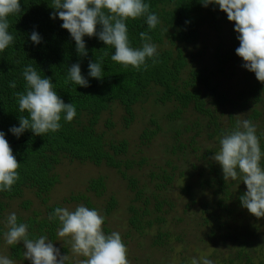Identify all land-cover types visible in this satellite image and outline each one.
Returning a JSON list of instances; mask_svg holds the SVG:
<instances>
[{
  "label": "trees",
  "instance_id": "trees-1",
  "mask_svg": "<svg viewBox=\"0 0 264 264\" xmlns=\"http://www.w3.org/2000/svg\"><path fill=\"white\" fill-rule=\"evenodd\" d=\"M146 2L150 5V11L159 18L154 29L148 28L144 16L126 20L133 47L142 46L141 32H147L157 46L158 60L155 64L147 60L146 69L125 67L112 61V46H106L95 36L84 38L88 55L79 56L75 42L67 30L60 27L62 21L59 18L50 19V13L54 11L51 8L52 0H20L21 13L9 17V32L13 34L14 40L0 52V130L6 133V139L20 167L17 169L19 179L11 190L0 192V247L4 241L3 233L7 231L6 217L11 212L17 214L18 222L29 225L30 238L47 234L55 243L59 221L49 220V214L56 207H63L64 203L82 202L90 209H97L87 193L100 197L106 192V181L102 175L88 181L86 192H71L60 202L49 203L51 192L60 183L55 169L64 160L114 168L134 194L133 203L128 208L129 235L126 236H130L133 231L141 234L155 227L152 245H167L170 233L163 226L166 222L165 214L173 206L168 189L173 185L179 167L167 158L163 165L150 171L147 182H140L132 170L148 164L147 158L140 155L130 158V142L127 139H111L107 135L109 132L106 130L112 129L115 123L106 119L105 129H101L100 122L103 114L115 103L123 109V122L126 126L134 120L136 106L168 104L170 111L166 118L169 122L180 119L191 107L197 114L193 126L201 127L188 140L182 139L183 132L180 129H174L173 141L167 149L171 154H182L185 161L190 152L192 156H197V163L190 164V173L196 172L199 175V186L210 190L212 194L211 202L200 204L201 217L205 225H212L209 237L215 238L224 250L221 249L223 254L213 252L207 258L213 264H264V237L259 236V241L254 243L256 234H250L258 227L248 232V238L237 235L235 231L236 213L244 215L239 197L246 191V186L239 179L225 180L220 165L212 159L219 150L222 133L233 130L238 119L251 120L257 126L258 135L264 132V82L253 79L254 73L245 69V87L237 90L232 97L212 81L210 74L195 66L194 59L201 54V49L195 53H189L187 49L189 46L198 48L204 27L217 33L224 28L226 30L228 44L225 47L223 43L219 44L215 53L216 62L220 65L219 72L224 71L222 65L242 66V58L235 53L239 42L236 39L238 34L233 30L234 22L228 21L226 14L217 6L209 5L205 8L198 0ZM97 28L99 30V26ZM33 30L42 37L39 45H34L29 39ZM95 59L101 62L104 70L102 79L89 77L88 87L65 83L71 64L79 62L82 74L87 76L88 63L95 62ZM28 64L35 67L42 77L51 78L58 96L65 103L75 105L76 116L71 122H66L62 114L61 128L55 133L34 135L31 130H26L16 138L8 129L13 125L18 126L19 115H27L26 112H19L15 93L24 91L26 82L22 71ZM11 81L16 82L15 89L8 86ZM200 119L205 122L200 123ZM150 122L155 127H146L142 131L140 144L149 143L161 129L153 118ZM203 128L207 130L208 140L215 139L216 147L197 154L200 147L197 146L196 137ZM260 143L264 149V139ZM140 152L138 150L135 154ZM179 174L180 179H184L187 173ZM191 187L186 184L183 193L191 195ZM26 192L32 193L42 207L32 209L31 201L24 200L19 209L10 210L12 201L22 198ZM194 200L190 199V203L194 204ZM117 203L113 195L107 198L102 207L104 224L106 216L112 213ZM255 218L254 223L257 222ZM261 218L264 219L260 217L258 220ZM212 219L213 223L210 222ZM104 224L103 231L110 234V229ZM177 238L183 241L181 236ZM8 247L12 258L24 259L22 242ZM66 251L63 248V252ZM180 258L179 264H192L194 259L193 255ZM67 264L73 263L68 260Z\"/></svg>",
  "mask_w": 264,
  "mask_h": 264
},
{
  "label": "clouds",
  "instance_id": "clouds-1",
  "mask_svg": "<svg viewBox=\"0 0 264 264\" xmlns=\"http://www.w3.org/2000/svg\"><path fill=\"white\" fill-rule=\"evenodd\" d=\"M205 8L217 6L224 12L228 21L234 22V31L239 46L235 49L242 58V67L255 74L258 81L264 82V0H198ZM50 19L59 18L60 27L67 30L75 42L79 56H87L85 37L95 36L106 46L114 49L111 60L125 67L147 68V60L155 64L159 53L152 37L141 32V47H133L129 40L126 20L146 17L149 29H154L159 18L150 11L146 0H52ZM21 13L20 0H0V52H3L14 40L9 32V17ZM185 23H189L185 21ZM99 26V30L97 28ZM29 39L34 45L42 42L41 35L33 30ZM87 76L82 74L80 63L68 67L65 83L72 82L77 86L88 87L89 77L102 79L101 62L89 61ZM26 82L23 92L15 93L18 100V126H11L8 131L19 138L26 130L34 135L57 132L61 128V118L71 122L76 116V107L65 103L58 96L51 78L41 76L31 64L22 71ZM10 88H16L11 81ZM264 132L257 134V126L249 119H238L233 130L222 133L219 139V150L212 157L222 170L225 180H241L246 191L239 197L241 207L251 215L264 217V149L261 147ZM20 164L6 139V133L0 130V192L11 190L19 179L17 169ZM49 220H58V237H70L72 252L83 259L78 264H129L127 246L121 235L113 231L105 234L102 229L105 217L95 208L83 204L74 210L67 207H56ZM7 231L3 233L7 245L23 244L24 260L30 264H67L68 255L61 253L47 234L30 238L29 225L18 222L15 212L6 217ZM0 264H14L6 255H0ZM192 264H213L207 257Z\"/></svg>",
  "mask_w": 264,
  "mask_h": 264
},
{
  "label": "rangeland",
  "instance_id": "rangeland-1",
  "mask_svg": "<svg viewBox=\"0 0 264 264\" xmlns=\"http://www.w3.org/2000/svg\"><path fill=\"white\" fill-rule=\"evenodd\" d=\"M221 43L224 44V47L228 44L225 28L222 32L217 33L214 30L204 27L201 31V43L198 44V48L189 46L187 52L195 53L197 50L201 49V54L194 59L195 66L202 69L203 72L210 74L209 77L212 81L233 97L237 90L245 87L246 81L243 78V71L245 68L226 64L222 65L224 71L222 73L219 72L218 68L220 65L216 62L215 53ZM212 72H215V74L213 75ZM254 78H256L255 74L253 75V79ZM169 111L170 106L168 104L156 105L150 103L142 106L138 105L135 107L134 120L129 126H126L123 122V109L115 103L103 114V118L100 122L101 129H105L106 119H111V121L115 123L112 129L109 131L106 130L109 132L107 135L111 139H127L130 142V158H136L139 155L147 158L148 164L140 168L136 167L132 170V173H134L140 182H147L150 171L156 170L158 165H163L167 158L172 159L174 165L179 167V170L176 171L175 181L168 189L169 197L173 200V206L169 212L165 214L166 222L163 226V228L170 233L167 245L161 247L152 245V239L156 233L155 227L141 234L133 231L130 233V236H126L127 234L129 235L128 208L133 203L134 194L129 190L126 182L119 176L114 168L106 167L105 165L96 166L88 162L80 163L78 161L69 162L64 160L55 169L60 177V183L57 184L51 192L49 203L60 202L63 197L71 192L84 193L86 192L85 188L90 179L100 175L104 176L107 186L106 192L100 197H95L90 193L87 194L91 197L98 212L102 215V207L107 198L113 195L117 199V206L109 216H106V224H104V226L106 225L110 229V233L113 231L118 232L122 240L126 241L125 244L128 250L127 258L129 264H179L181 263L180 257L183 255H193L194 259L200 261L202 257H207L213 252L217 255L223 254L221 250H224L223 246L218 244L215 238L209 237L212 225H205L201 217L202 212L200 211V204L204 201L211 202L212 194L210 190L199 186V175L196 172L193 174L190 173V164L197 163V156H192L193 153L190 152L185 161L181 156L182 154L174 155L167 149L173 141L172 136L174 129H180L181 132H183L181 135L182 139L185 138L187 140L191 138L195 132L200 130L201 127L195 128V126H193V123L197 120V114L190 107L180 119L169 122L166 118V114ZM244 114L245 113L242 115ZM151 118L156 121L161 129L149 143L146 145L140 144V135L142 131L146 127H155V125L150 122ZM201 122L204 123L205 120L200 119V123ZM203 129L204 130L196 137L197 146L200 147L197 154L203 153L207 148L214 149L216 147L215 139L208 140L206 135L207 130L206 128ZM190 147H194V145ZM190 147H188L189 151ZM138 150L141 152L135 154ZM180 172L187 173L184 179H180ZM186 184L192 186L190 189L191 195L185 194L182 191ZM145 194H148V192H145ZM190 199H195L194 204L190 203ZM24 200L31 201L30 208L32 209L42 207H40L38 199H36L32 193L26 192L22 198L12 201L10 210L19 209L20 204ZM80 204L83 203H64L63 207L74 210ZM241 210H244V215H240V213L237 212V217L234 222L237 235L248 238V232L254 230L255 226H257L258 228L250 234L255 233L256 235L253 241L254 243L255 241L258 242L259 236L264 237V219L261 218L259 221L257 218L259 224L256 225L257 222L254 223L256 218L251 216L249 212H246L244 208ZM213 221L212 219L210 222L213 223ZM178 235L183 238V241L177 238ZM54 245L60 248L62 254L68 255V260L73 264H78L79 260L83 259V257L76 256L72 252L70 237H58ZM63 248L67 250L65 253L63 252ZM0 255L8 256L14 261V264H30L28 260L12 258L10 256L9 247L4 241L0 247Z\"/></svg>",
  "mask_w": 264,
  "mask_h": 264
}]
</instances>
